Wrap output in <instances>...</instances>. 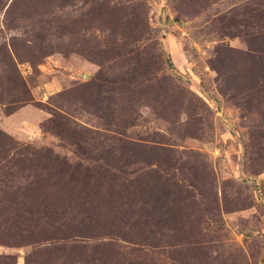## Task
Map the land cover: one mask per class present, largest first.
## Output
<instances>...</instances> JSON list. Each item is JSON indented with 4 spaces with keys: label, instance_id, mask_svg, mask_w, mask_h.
<instances>
[{
    "label": "rangeland",
    "instance_id": "1",
    "mask_svg": "<svg viewBox=\"0 0 264 264\" xmlns=\"http://www.w3.org/2000/svg\"><path fill=\"white\" fill-rule=\"evenodd\" d=\"M0 264H264V0H0Z\"/></svg>",
    "mask_w": 264,
    "mask_h": 264
}]
</instances>
